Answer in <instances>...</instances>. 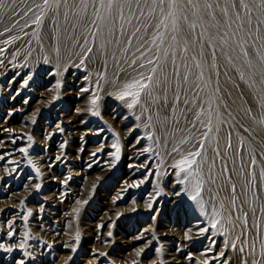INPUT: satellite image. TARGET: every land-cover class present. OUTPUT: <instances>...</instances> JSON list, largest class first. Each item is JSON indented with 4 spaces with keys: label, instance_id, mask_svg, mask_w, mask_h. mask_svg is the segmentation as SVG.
Masks as SVG:
<instances>
[{
    "label": "snow or ice",
    "instance_id": "1",
    "mask_svg": "<svg viewBox=\"0 0 264 264\" xmlns=\"http://www.w3.org/2000/svg\"><path fill=\"white\" fill-rule=\"evenodd\" d=\"M0 24H3L0 37L6 36L0 43L5 46L31 36L27 43L34 40L41 50H45L47 40V54L43 56L45 64L54 56L57 66L66 59L72 63V57L79 58L78 63L72 64L76 68L98 65L94 89H80L81 93L91 94L88 109L91 115H101L103 93L132 110L137 123L128 129L129 133L141 127L145 130L130 145L136 150L137 158L144 156L145 159L141 164H130L129 167L146 171L142 179L128 188H139L149 176L162 175L160 167L170 160L168 167L173 170L175 183L183 185L174 195L185 193L208 217L207 226L200 227L198 234L215 230L227 237L224 248L240 257L239 264H264V207L259 208L261 215L257 217L258 209L253 206L260 200L259 192L264 191V167L257 173V153L251 144L245 162L243 141L236 150H233L232 142L233 132L239 128L253 140L259 136V143L264 146V0H0ZM17 28L22 35H11ZM185 30L194 38L185 36ZM197 48L198 54L189 56ZM6 51L7 47H0V54ZM32 51L29 48L28 55ZM218 51L225 61L223 73L217 63ZM230 71L236 76L229 75ZM221 75L225 78L223 83ZM27 84L28 80H24L23 85ZM60 87L58 82L56 88ZM238 116L241 119H237ZM245 119L250 122L248 126L241 122ZM35 122L34 117L32 123ZM57 128L63 131L59 124ZM226 129L225 136L221 137L220 133ZM104 130L102 127L98 132ZM108 131L115 137L110 145L113 151L108 153L112 157L110 166L114 167L121 159V138L111 127ZM27 139L32 141L33 137L29 135ZM144 140L151 143L138 147ZM12 142L15 143V139ZM31 147L29 144L18 151L27 157ZM97 151H104V145ZM209 151L213 153L211 158ZM153 154L160 157L155 169L150 163ZM4 155L8 154L0 155V160ZM91 155L96 157L97 152ZM237 155L239 167L230 168L228 160L235 165ZM259 156L264 160V151ZM61 159L59 155L55 157V161ZM7 163L17 162L10 160ZM28 164L35 169L36 176H41L40 168L32 159H28ZM4 170L10 175L17 168L12 167L11 172L7 167ZM233 173L243 178L240 195H237ZM40 187L35 184L37 190ZM225 190L229 194L230 208L226 214L222 200L217 207V197ZM205 191L210 194V213L205 208ZM159 195L157 191L156 196ZM156 196L146 204L149 211H155ZM241 197L244 204L250 205V212L238 205ZM75 203L79 207L73 208L72 213L78 217L88 201L77 200ZM132 203L135 205V199ZM130 211L136 212L137 208L132 207ZM235 213L238 214L234 218ZM116 215L120 217L123 213ZM190 233L191 229L185 232L186 239H192ZM14 234L13 231L7 233L9 237ZM108 235L111 237L112 233ZM27 239L25 233L19 249L25 248ZM79 243L77 232L75 244ZM212 243L214 245L215 240ZM0 249L13 251V247H5L3 243H0ZM71 251L75 253L77 247H71ZM143 252L141 248L136 256L140 257ZM107 255L105 252L94 253L97 258ZM221 258L222 264H229L230 257H225L223 250L213 257ZM18 264L25 262L21 259ZM204 264H208V260Z\"/></svg>",
    "mask_w": 264,
    "mask_h": 264
},
{
    "label": "rangeland",
    "instance_id": "2",
    "mask_svg": "<svg viewBox=\"0 0 264 264\" xmlns=\"http://www.w3.org/2000/svg\"><path fill=\"white\" fill-rule=\"evenodd\" d=\"M2 29L3 24H0ZM26 31L31 33L30 29ZM185 32L188 34L187 30ZM16 34L22 35L18 28L11 33ZM5 38L0 37V41ZM29 39L31 36L7 46L0 43V47L8 49L0 54V60H3L0 63V155L8 154L0 160V243L13 247L12 252L0 249V264H18L21 259L25 264H132L133 261L137 264H204L205 260H208V264H222L223 258L213 259L222 250L225 257H230L229 264H239L240 257L224 248L225 235L215 230L198 234L200 227L207 226L208 217L185 193L174 195L183 185L175 183L173 170L168 167L170 160L160 167L162 175L149 176L139 188H128V185L142 179L146 171L144 168L129 167L130 164L139 165L145 159L144 156L137 158L136 150L130 146L145 130L141 127L129 133L128 129L137 123L132 110L103 93L101 115H91L88 110L91 107V94L81 93L80 89H94L95 72L99 66L92 64L87 68H76L72 64L79 62L78 57H72V63L66 59L57 66L54 56L45 64L43 56L47 54L48 41L45 40V50H41L34 40L28 44ZM29 48L33 49L31 55H28ZM198 51L197 48L189 56L198 54ZM205 55L210 61V55L207 52ZM217 55V63L223 73L225 61L219 51ZM229 75L236 76L234 71H230ZM29 76L31 79H28ZM85 76L88 79H84ZM224 79L221 75L222 83ZM24 80H28L27 85H23ZM58 82L61 85L59 89L56 88ZM241 116L237 119H241ZM34 117L36 122L32 123ZM241 122L245 126L250 123L246 119ZM58 124L63 131L57 128ZM102 127L105 130L98 132ZM109 127L120 135L122 145L121 159L114 167L110 166L112 157L108 153L113 151L110 145L115 137L108 131ZM226 131H222L220 136L224 137ZM29 135L33 137L32 141L27 139ZM14 139L15 143L12 142ZM259 140V136L253 140L239 128L232 136L233 150L243 141L245 162L249 158V145L255 148L257 173L264 167V160L259 156L264 146ZM150 143L144 140L138 147ZM29 144L32 147L25 157L18 149ZM223 144L224 140L221 139ZM101 145H104V151L99 152L97 150ZM92 152H97V156L93 157ZM58 155L62 159L55 161ZM208 155L211 158L213 153L209 151ZM28 159H32L40 168L41 176H36ZM10 160L17 163H7ZM159 160L160 157L153 154L150 162L153 169ZM90 163L91 168L88 167ZM228 163L230 168H238L239 155L236 156L235 165L230 159ZM217 165L219 171V161ZM5 167L9 172L16 167L17 171L9 175L5 173ZM232 179L237 184V195H240L243 178L233 173ZM65 180L67 183H63ZM35 184L41 185L39 190ZM157 191L160 192L159 196H156ZM209 195L205 191V208L210 213L212 204ZM152 196H156L155 211L146 208ZM228 196L225 190L217 197V207L222 200L225 214L230 211ZM259 196L260 200L253 205L258 209L257 217L261 215L259 208L264 207V191H260ZM134 199L135 205L132 203ZM243 199L241 197L238 205L250 212V205L244 204ZM77 200L88 201L78 217L72 213L73 208L79 207L75 203ZM132 207H136L137 211L131 212ZM117 213L123 215L117 217ZM189 229L192 239L185 238V232ZM10 231L15 233L12 237L7 235ZM77 232L80 234L79 245L75 244ZM109 232L112 233L111 237ZM25 233L28 234L26 246L19 249ZM213 240L216 242L214 245ZM73 246L77 247L75 253L71 251ZM141 248L144 252L137 257L136 252ZM99 252L108 255L94 256Z\"/></svg>",
    "mask_w": 264,
    "mask_h": 264
},
{
    "label": "bare ground",
    "instance_id": "3",
    "mask_svg": "<svg viewBox=\"0 0 264 264\" xmlns=\"http://www.w3.org/2000/svg\"><path fill=\"white\" fill-rule=\"evenodd\" d=\"M184 35H185V36H188V34H187L186 32L184 33ZM188 38L192 39L193 37L188 36ZM245 122H246V121H245ZM246 135H247V134H246ZM236 149H237V148H236ZM239 189H240V188H239Z\"/></svg>",
    "mask_w": 264,
    "mask_h": 264
}]
</instances>
